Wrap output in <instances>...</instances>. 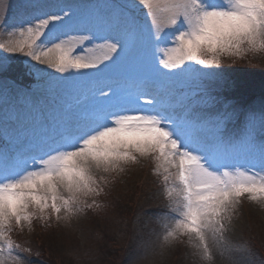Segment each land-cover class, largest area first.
Masks as SVG:
<instances>
[{"label": "snow or ice", "instance_id": "obj_1", "mask_svg": "<svg viewBox=\"0 0 264 264\" xmlns=\"http://www.w3.org/2000/svg\"><path fill=\"white\" fill-rule=\"evenodd\" d=\"M8 7L0 0V9ZM138 7L147 20L136 15ZM73 15L68 5L26 3L17 26L8 33L16 38L0 48L23 53L61 73L99 71L105 61L112 63L121 56L132 35L153 57L157 51L163 53L157 63L163 75H172L165 69H177L181 75L198 72L201 77L213 74L222 55L264 51V0H133L119 10L114 27L99 37L67 36ZM94 39L103 43L86 46ZM191 62L204 68L195 69ZM101 97L108 98L104 93ZM148 103L153 106L106 104L53 146L0 166V240L9 255L13 222L31 225L37 212L46 220L48 209L58 220L62 210L66 216L79 211L82 194L102 190L93 169L123 170L122 165L148 156L156 162L154 171L163 176L171 205L166 215L174 220V226L165 225L164 240L187 235L204 261L213 259L209 239L222 253L229 250L224 232L231 210L245 195L264 201V146L258 152L248 149L243 160L235 146L223 141L209 150L186 131L196 129L194 121L185 117L178 122L156 109L155 99ZM0 264L5 261L0 259Z\"/></svg>", "mask_w": 264, "mask_h": 264}, {"label": "rangeland", "instance_id": "obj_2", "mask_svg": "<svg viewBox=\"0 0 264 264\" xmlns=\"http://www.w3.org/2000/svg\"><path fill=\"white\" fill-rule=\"evenodd\" d=\"M29 2L71 6L74 11L72 30L66 35L95 34L99 37L114 27L119 10L133 0H5L10 7L7 11L0 9V44L16 38L8 33L17 26L23 6ZM140 15L142 20L148 19L144 9ZM127 41L128 47L121 56L112 63L105 61L99 71L69 69L61 73L33 61L36 73L45 71L46 82L41 89L49 94L46 101H37L30 93L23 92L13 82L12 72L7 73L16 67L15 60L25 55L0 48V94L9 98L0 109V135L6 143L0 145V166L11 165L10 156L17 154L22 160L53 146L62 136L73 133L83 118L106 104L148 108L153 106L148 103L153 99L154 107L161 113L178 122L185 117L194 121L196 129L187 128L186 131L194 134L209 150H215L217 142L223 141L235 146L243 160L245 151L255 149L258 152L264 146V101L257 100L242 109L237 102L219 97L220 91L217 92L219 85L228 78L223 72L225 64L234 62L246 69H264V51H248L241 56L222 55L220 65L213 66L211 76L201 77L198 72L181 75L177 69H165L172 74L166 76L157 70V63L163 58L161 51L153 57L151 50L142 46L136 36H128ZM100 43H103L101 39H94L86 46ZM163 47L161 44L160 48ZM191 63L195 69L204 68ZM101 93L108 98L103 99ZM149 160L153 164L147 171L143 166ZM155 168L156 162L148 156L122 165L123 170L93 169L102 189L98 194H82L80 210L68 216L62 210L59 220L48 209L46 220L37 212L31 225L22 222V226H16L13 222L8 233L14 242L11 254L0 240V259L5 264H114V258L109 259L104 248L122 251L127 243L131 249L128 248L129 252L127 249L118 264H264V201H252L247 195L240 199L231 210L230 219L225 221L224 239L229 250L222 253L209 239L211 261L200 258L187 235L165 241V225L174 226V220L166 215L171 205L163 176L154 171ZM138 187L144 191L137 203V213L133 217L126 216L116 205L118 197L127 196ZM107 236L115 241L107 244ZM41 243L54 254L55 263L53 257V262L41 257Z\"/></svg>", "mask_w": 264, "mask_h": 264}, {"label": "trees", "instance_id": "obj_3", "mask_svg": "<svg viewBox=\"0 0 264 264\" xmlns=\"http://www.w3.org/2000/svg\"><path fill=\"white\" fill-rule=\"evenodd\" d=\"M15 66L16 67L11 71L12 75L14 74L18 79L28 80V77L25 76L19 62H17ZM223 69V72L228 74V78L226 79L225 83L219 85L217 92L220 91L218 92L220 96L222 95V97L231 99L235 102L241 103L242 105H251L255 102V100L264 99V69H261V67L246 69L244 67H239L238 64H235L234 62H232L231 65L225 64ZM253 69H256L258 71H252ZM152 164L153 163L150 162L147 166H145L147 171H150V167ZM143 191L144 190H142L141 187H138L135 190H132V192L128 193L127 196L121 194L118 197L119 203L116 204L118 206V209L126 216H135L138 210L137 203L141 200ZM107 239L109 241L107 244H111L115 241L111 236H107ZM128 240H130V238H128ZM126 244L124 245L126 249L122 251H117L115 250L116 248H111V250L107 247L104 248L108 251V258H114V264H118L119 262H121V260H123V255L126 254L125 252L127 251V249H131V245L129 247L128 245L126 246ZM40 247L42 249L41 257H44L50 262H53V259L55 258L54 254L45 249L42 243ZM130 249H128L127 252H129ZM55 262L56 261L54 259L53 263Z\"/></svg>", "mask_w": 264, "mask_h": 264}]
</instances>
